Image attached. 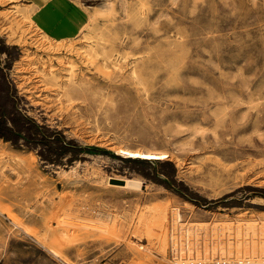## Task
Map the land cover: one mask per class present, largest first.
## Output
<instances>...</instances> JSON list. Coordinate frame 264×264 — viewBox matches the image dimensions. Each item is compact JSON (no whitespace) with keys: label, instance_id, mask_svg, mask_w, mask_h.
Segmentation results:
<instances>
[{"label":"rangeland","instance_id":"374dc122","mask_svg":"<svg viewBox=\"0 0 264 264\" xmlns=\"http://www.w3.org/2000/svg\"><path fill=\"white\" fill-rule=\"evenodd\" d=\"M0 47L67 145L0 139V264L264 259V0H0Z\"/></svg>","mask_w":264,"mask_h":264},{"label":"trees","instance_id":"16d2710c","mask_svg":"<svg viewBox=\"0 0 264 264\" xmlns=\"http://www.w3.org/2000/svg\"><path fill=\"white\" fill-rule=\"evenodd\" d=\"M0 50L4 49L0 47ZM0 139L17 146L19 139H25L31 144L42 143L45 152H39L43 159L55 162L57 157H51V151L55 150V146L59 144L60 148H66L62 134L51 129L44 124H38L32 117L20 113L19 111L5 110L0 106ZM68 143H72L68 141ZM61 151V150H60Z\"/></svg>","mask_w":264,"mask_h":264},{"label":"built area","instance_id":"2783aa9c","mask_svg":"<svg viewBox=\"0 0 264 264\" xmlns=\"http://www.w3.org/2000/svg\"><path fill=\"white\" fill-rule=\"evenodd\" d=\"M95 264H112L108 261H102ZM168 264H264V259L255 260L248 256L240 257H216L208 261L206 260H194V259H172Z\"/></svg>","mask_w":264,"mask_h":264},{"label":"bare ground","instance_id":"6f19581e","mask_svg":"<svg viewBox=\"0 0 264 264\" xmlns=\"http://www.w3.org/2000/svg\"><path fill=\"white\" fill-rule=\"evenodd\" d=\"M117 150L122 155H127L129 157H138L143 159H163L167 157V153L165 151H154L150 149H141V148L130 149V148H122V147L118 148ZM172 219H173L172 228H174L173 225L175 221H178L180 219V214L177 211H174ZM140 247L142 248V246ZM174 259L183 260L181 257H174Z\"/></svg>","mask_w":264,"mask_h":264}]
</instances>
